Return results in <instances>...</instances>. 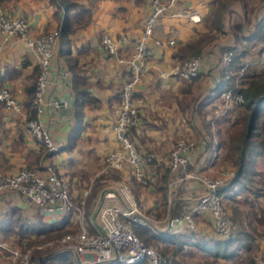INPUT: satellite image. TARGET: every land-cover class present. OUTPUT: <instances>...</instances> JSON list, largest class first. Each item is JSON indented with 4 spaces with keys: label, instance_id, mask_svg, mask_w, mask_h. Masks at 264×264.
Returning <instances> with one entry per match:
<instances>
[{
    "label": "crops",
    "instance_id": "obj_1",
    "mask_svg": "<svg viewBox=\"0 0 264 264\" xmlns=\"http://www.w3.org/2000/svg\"><path fill=\"white\" fill-rule=\"evenodd\" d=\"M247 3L249 6L255 3V0H247ZM10 4H13L15 15L28 21L31 36L58 30L56 9L49 0H12ZM147 4L148 0H96L88 7L84 6L89 11L87 20L86 18L83 21L79 20V24L72 21L73 30L67 37L68 59L70 58L74 69L82 78L83 87L87 95L93 99V103L82 106L81 128L70 148L66 149L73 122L71 109L69 114L66 113L68 111L66 103L62 105V109H59L58 105L56 108L45 106L43 112L37 116V120L48 130L52 141L59 144V149L55 153L46 152L26 128L25 113L22 108L20 113H12L0 106V175H12L22 167L41 168L47 164L53 166L57 175H60L59 178L66 188L70 201L75 205L80 201L83 202V209L87 213L84 221L90 231L95 229L92 216L100 202L102 188L100 187L91 198H89V190L93 180L103 179L100 175L103 159L109 151L116 148L112 127L118 106L117 94L128 74L125 60L132 52L133 43L140 37L142 22L148 9ZM214 13L215 0H178L171 9L158 18L153 29L148 42L151 53L145 63L146 69L133 92V103L138 109V120L129 133L135 152L141 157L144 154L151 156V159L149 158L150 160L148 159L147 163L143 162L142 165V171L147 176L152 174L157 178L158 173L168 166L167 151L170 147L168 145L164 150V146L170 142L167 141L164 131L166 127H174L177 122L171 125L170 118L166 119L165 110L175 109L178 105L182 110V107L179 98L177 102L171 103L167 97L174 96L178 90L185 94L191 91L190 83L186 86L189 87L188 89L178 88L181 81L187 80L178 75L185 60L173 55L174 52L200 36L210 37L198 55L199 71L194 82L196 88L202 89L205 95L212 90L217 81L218 46L231 43L230 26L242 24L241 32L247 35L253 30L255 23L264 18V2L254 14L246 16V22L243 20L240 1L233 0L229 3L219 15V25L224 32L223 35L215 32L214 28L209 29L215 21ZM57 15L60 16L59 13ZM189 15L197 16L198 20L194 22L189 20L187 18ZM246 28L247 30H244ZM102 33L115 37L125 35L126 41L118 44L116 56H109L102 49L100 44ZM168 41H172V44ZM60 43L58 38L53 48L45 97L58 101L63 95L68 94L72 104L73 97L69 89L70 72L67 61L59 54ZM246 44L248 48L256 45L254 46L256 49H260L262 45L259 41L253 40ZM0 47V86L7 88L21 105L24 86L29 83L32 68L36 65L35 56L20 39L11 40L7 44L2 43L0 39ZM260 51L254 53L255 57L252 61L249 58L250 64L258 66L264 64V59L259 60ZM124 171L136 183L127 168L121 170V175H124ZM151 188L160 196L153 203L161 215L164 209L167 210L169 207V202L172 203L173 213L174 202L182 200L184 202L182 205L189 202L183 190L176 193L168 192L167 184L164 193ZM132 191L138 198L139 191ZM12 209L27 222L35 221L37 215L42 221L49 222L18 193L0 192V219L8 215ZM145 210L149 208L146 207ZM61 218L67 219V227L72 226L75 229L72 215H61L56 220ZM202 220L209 223L206 215L195 216V227L192 230L198 235L215 238L211 227H209L210 235L204 234L207 230L203 229L200 223ZM185 231L188 230H182L178 234ZM74 264L93 263H86L84 257H81Z\"/></svg>",
    "mask_w": 264,
    "mask_h": 264
},
{
    "label": "built area",
    "instance_id": "obj_2",
    "mask_svg": "<svg viewBox=\"0 0 264 264\" xmlns=\"http://www.w3.org/2000/svg\"><path fill=\"white\" fill-rule=\"evenodd\" d=\"M148 1L149 12L144 19L140 37L133 43L132 52L125 60L128 74L117 94L118 106L112 127L116 148L105 155L100 168V173L121 171L127 168L133 179L142 185L152 184L156 178L143 173V159L135 152L129 139V133L138 120V109L133 103V92L146 69L145 63L151 53L148 42L153 26L156 20L171 9L178 0ZM187 18L193 22L198 20L195 15H189ZM0 39L4 44L20 39L35 56L38 73L34 81V96L31 101L35 118L28 120L25 126L35 139L41 141L46 152L55 153L59 149V144L52 141L48 130L37 120V116L43 112L45 106L57 107V101L49 100L45 96L49 84L50 61L58 39V31H48L38 36H31L29 23L25 18L0 10ZM125 41L124 34L117 37L107 33L100 35L101 47L109 56H116L119 49L118 44ZM168 43L172 44V41ZM227 57V53H222L221 60L224 61ZM261 59H264V47L260 52L259 60ZM246 66L247 64H244L239 69L237 77L242 74ZM198 68L199 58L192 57L184 63L178 75L182 79H190L196 75ZM220 98L222 99L221 111L216 113L213 119L229 107L230 100L241 101L239 95L232 96L229 91L222 93ZM0 106L12 113L21 112L20 103L3 86H0ZM209 130L211 145H209L207 136L199 129V131L196 130L197 140L195 142L178 139L170 150L167 166L169 169L168 192L183 190L189 202L181 206L179 214L172 212V203L169 202L166 215L160 222H157L160 226L156 232L178 233L182 230L193 229L195 216L206 215L215 238L225 239L230 235L231 221L222 207L218 193L233 173L226 171L215 178L205 174L211 169L217 151L212 120ZM4 191L18 193L43 219L46 218L49 222L55 221L61 215L73 216L75 230L66 233L60 239V242L65 245L63 249L71 252L73 263L78 262L81 257H84L86 263L93 264L166 263L159 253L145 246L134 235L129 219L130 217L134 218L133 221L142 219L136 215L138 213L135 203L124 185L113 189H102L100 202L93 212L94 231H90L85 224L83 202L80 201L78 205H75L70 201L66 188L51 165L47 164L41 168L22 167L12 175H0V192ZM0 248H2L1 244ZM11 253L13 256L18 255L15 251ZM25 257L26 255H22L20 260L26 262ZM32 264L35 262L32 261Z\"/></svg>",
    "mask_w": 264,
    "mask_h": 264
},
{
    "label": "trees",
    "instance_id": "obj_3",
    "mask_svg": "<svg viewBox=\"0 0 264 264\" xmlns=\"http://www.w3.org/2000/svg\"><path fill=\"white\" fill-rule=\"evenodd\" d=\"M4 1L6 0H0V2ZM239 1L243 9L244 22H246V16L249 14L251 6L253 4L260 5L264 2V0H255V3H251L248 6L247 0ZM231 2H233V0H215V23L213 22V26L211 25L212 27L209 29L214 28L215 32L220 35L224 34L219 25V15ZM51 3L56 7L57 13L59 12L60 14V16H58L55 12V16L59 22L57 30L58 38L61 41L59 54L67 61L68 70L70 72L69 89L73 97L71 108L73 123L68 134V143L66 147V149H68L73 144L81 128V108L84 104L93 103V99L87 95L83 87L82 78L78 75L76 69H74L70 58L68 59L67 37L73 30L71 27L72 21H76V24H79V20L83 18L82 15L86 16L87 20L89 11L84 5L74 0H51ZM147 7L146 16L149 12V1ZM70 14H72V16ZM143 22L141 31L143 29ZM241 25L242 24L238 23L230 26L229 33L231 35V43L218 46L219 60L217 64L219 69L217 81L212 90L201 97L196 96L191 99L194 101V108L192 111L199 117L200 129H203L202 133L207 136L209 145L212 144L209 130L210 121H213L214 132L217 135L220 133L219 123L230 121L228 128L231 131L225 136L224 156L235 166V173L227 180L225 183L226 185L218 193L226 214L227 210L224 207V203L226 204V202L230 200H235L240 204H246L250 207L253 203L257 202L255 198L262 196V192H264V175L259 173L258 176L254 178L255 158L260 154L258 149L262 148L260 141L257 140V130L261 127V130L264 131V122L259 123V119L264 113V64L262 66L250 64L246 62L248 59H245L249 54L246 42L250 40L259 41L262 44V49L264 47V18L257 21L253 30L247 35L242 34ZM206 37L200 36L194 41L185 43L183 46L179 47L173 55L179 57L183 61H186L190 57H198L200 50L210 38L209 36ZM261 47L260 49H256V53L262 50ZM222 53L228 54L227 59L224 61L221 60ZM244 64H247L246 68L242 74L237 77V72ZM198 71L195 76L187 80L194 81L198 76ZM37 73L38 67L35 65L29 76L30 81L23 89L24 98L21 101V108L25 113V122L35 118V111L31 105V101L34 96V81ZM226 91H229L232 96L239 95L241 101L236 102L230 100L229 107L225 109L221 115L213 119L214 115L218 112L216 111V113L213 114L212 109L215 110L216 108L219 112L221 111L222 99L220 95ZM183 109L184 108H182V110ZM37 142L42 145L41 141L37 140ZM113 178H115V176ZM168 179L169 169L167 167L164 168L162 172L158 173L156 182H154L152 187L164 193ZM100 186L101 185L96 182L90 188L89 198L95 196ZM246 189L252 192L253 197L251 199H247L245 196L241 198L236 197L237 194H243ZM182 203H184L182 200L174 202L175 214L181 212ZM228 207L230 213L227 214V216L231 221V233L225 239L209 238L198 235L192 229L179 234L155 232L148 235L147 227L132 222H129V225L134 235L140 239L144 245L151 244V239L155 240L156 244L159 246L161 255L166 258L165 264H220L235 259L241 249L249 251L250 241L253 240L252 233L255 232L251 221H246L244 224L241 222L242 219H246L247 213L231 205H228ZM248 212L255 216L252 210H248ZM36 218L35 221L27 222L16 210H10L8 215L0 219V241L12 235L16 244H18L17 246H19L18 248H21V250H25L24 248H29L31 246L38 248L44 246V249H34L32 251V258H34L36 262L41 259L40 264H74L71 260V252L62 249L61 243L59 244L60 239L66 233L73 232L69 230L66 225L67 219L61 218L52 222H45L41 220L39 215H37ZM257 219L256 221H259V219ZM124 220L127 221L126 219ZM49 244L51 245L49 246ZM1 263L2 255L0 254V264Z\"/></svg>",
    "mask_w": 264,
    "mask_h": 264
},
{
    "label": "rangeland",
    "instance_id": "obj_4",
    "mask_svg": "<svg viewBox=\"0 0 264 264\" xmlns=\"http://www.w3.org/2000/svg\"><path fill=\"white\" fill-rule=\"evenodd\" d=\"M10 1H12V0H6L4 2H0V10L14 14L13 13V4H10ZM49 1L51 2V0H49ZM74 1L81 3L82 5L88 7V5H91L96 0H74ZM258 7H259V5L253 4L251 6V10L247 16L254 14L255 10H257ZM55 9H56V7H55ZM55 12L57 13V9L55 10ZM70 13H73V12H70ZM82 17L83 18H81V21L85 20L86 16L82 15ZM249 29H250V27H249ZM244 30H247V28ZM217 45H218V43H217ZM208 46L210 47L211 45H208ZM254 46H256V45H254ZM254 46H252V48H248L249 54L246 57V59H248L247 61L249 63H250V60L252 61V59H254V57H255L254 53L256 52V47H254ZM190 58H192V57H190ZM249 58H250V60H249ZM189 59H187V60H189ZM260 66H262V65H260ZM194 82H196V80H194V81L184 80V81H181L179 83L178 88H182L183 90L188 89L189 87L187 88L186 86L190 83V85H191L190 90L191 91L188 94L187 93L185 94L182 91L180 93L178 90V91H176V94L174 96L170 95L169 97H167L168 100L171 101V103H174L175 101L177 102V99L179 98V100H181L180 107L184 108L183 110H180V108L178 107L179 105H178L177 106L178 108L175 107V109H172V110L168 108L165 110L166 115H167L166 119H168V117L170 118L171 125H173L172 123L175 124V122H177L174 127H171V128L166 127L165 128L166 130L164 131V132H166L165 133L166 138H168L167 141L170 142L169 144L164 146V150L167 148L168 145L170 147V149L168 151L166 150L167 156H168L170 150L173 148L175 142L178 139L187 140L189 142H195L197 140V135H196L197 131L196 130L199 131V129H200V120H199V117L196 114H194L192 111V109L194 108V101H192L191 99L193 97H196V96L201 97L202 94L204 95V92L202 89H197ZM216 111L219 112L218 110H216V108H215V110L212 109L213 114L216 113ZM263 122H264V113H263V116L259 119V123H263ZM229 123H230V121H228L226 123L225 122L219 123L220 133L217 135L214 132V138H215V142L217 143L218 149L216 151L215 160L212 163L211 169L209 171L205 172V174L208 177L215 178V177L219 176L221 173H224L226 171H232L233 174L235 173V166L233 164H231V162L228 161L224 156L225 136L229 131H231L228 128ZM172 130H173V132H172ZM200 131L202 132L203 129H200ZM257 133H258L257 140L260 141L262 148L258 149L260 151V154L258 156H256V158H255V166H254L255 175H254V178H256L259 173L264 175V131L261 130V127H260V128H258ZM210 139H211V133H210ZM141 158L143 159V162H145L146 159L151 158V156L144 154V156ZM145 163H147V161ZM125 173H124V175H121L122 174L121 171H110L108 173H100V175L102 176L103 179L102 180L101 179L100 180L95 179V181L93 180L91 186H93L96 182H98L101 185L100 187L102 189L118 188L119 185L126 186V188L128 189L129 195L131 196V198L133 199V201L135 203L138 215H141L142 217L145 218L144 220H134L133 221L132 219H134V218L130 217L129 222L143 225V227H147L148 235H150V233H155L157 228L160 226V225H157V222H160L163 219V217L166 215L167 210L164 209L165 211H164L163 215H161L160 213H158V210L156 209L157 208L156 205L154 206L153 202L155 201L156 198L157 199H158V197L160 198V196L151 188L153 184L146 183V184L142 185L140 183H137V181L135 183L131 179L129 174L128 173L125 174ZM114 176H115V178H113ZM59 177H60V175H59ZM129 177H130V179H129ZM132 190L139 191V194H138L139 197L138 198H136V194H134ZM176 191H178V189L175 190L174 193H176ZM235 191H237V190H235ZM242 196H245L247 199H251L253 197V194L249 189H246L243 194H237L236 197L241 198ZM255 199L257 202L253 203L250 207H249V205H246V204H240L235 200H230L229 202H226V204L224 203V207L227 210L226 211L227 214L230 213L228 205H231L232 207H236L239 210H241L242 212L247 213V215L245 217L246 219H242L241 222L244 224L246 221H251L255 232L252 233L253 240L250 241L249 251H245V250L241 249L238 252V255L235 259L231 260L229 263L222 262L220 264H264V192H262V196H258ZM146 207H148L149 210L146 211L145 210ZM248 210H252L255 213V216L250 214L248 212ZM84 213H86L85 209H84ZM83 217H84V220H86L87 213ZM257 218L259 219V221H256ZM45 220H46V218H45ZM206 222L207 221H205V220L200 221L203 229L207 230V232H204V234L210 235V230H209L210 228L209 227H211V225H210V222L209 223H206ZM72 225H74V224H72ZM75 227H76V225H75ZM73 228L74 227H72V226L70 228L68 227V229L71 231H74ZM150 241H151L150 242L151 244H147L145 246L151 247L154 251H156L157 253H159L161 255L160 250H159V246H158V244H156L155 240L151 239ZM0 244L2 247V248H0L1 249L0 254L2 255V263L1 264H32V261H34L36 264V263H38V261L36 262V260L34 258H32L33 257L32 251L34 249H44V246L39 247V248L31 246L29 248H24L25 250H21V248H18L19 246H17L18 244H16L15 239L12 235L11 236L9 235L3 241H0ZM59 244L61 245L62 249L65 247V245L62 242H59ZM50 245L51 244H49V246ZM11 251L17 252L18 255L13 256ZM22 255H24V256L26 255V257H25L27 259L26 262H23L22 260H20V257ZM161 256L165 259V262H166V258L163 255H161ZM143 264H146V263L144 262Z\"/></svg>",
    "mask_w": 264,
    "mask_h": 264
},
{
    "label": "water",
    "instance_id": "obj_5",
    "mask_svg": "<svg viewBox=\"0 0 264 264\" xmlns=\"http://www.w3.org/2000/svg\"><path fill=\"white\" fill-rule=\"evenodd\" d=\"M64 103L67 104L68 111H67L66 113L69 114V113H70V109H71L72 104H71V99H70V97L68 96V94L63 95V97L57 101L58 108H59V109H62V107H63L62 105H63ZM136 215H137L139 218H141L142 220L145 219V218L142 217L141 215H138V214H136ZM92 217L94 218V214H93ZM40 260H41V259H40ZM40 260L38 261L37 264H40Z\"/></svg>",
    "mask_w": 264,
    "mask_h": 264
}]
</instances>
